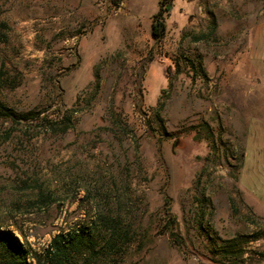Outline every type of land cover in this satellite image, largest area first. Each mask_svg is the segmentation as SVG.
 I'll return each mask as SVG.
<instances>
[{"label":"rangeland","instance_id":"1","mask_svg":"<svg viewBox=\"0 0 264 264\" xmlns=\"http://www.w3.org/2000/svg\"><path fill=\"white\" fill-rule=\"evenodd\" d=\"M160 2L0 0V101L58 121L0 117V229L40 252L105 207L149 231L123 264H234L222 240L239 234L238 260L264 264V100L245 55L264 0H173L157 39ZM167 210L182 246L159 233Z\"/></svg>","mask_w":264,"mask_h":264},{"label":"trees","instance_id":"2","mask_svg":"<svg viewBox=\"0 0 264 264\" xmlns=\"http://www.w3.org/2000/svg\"><path fill=\"white\" fill-rule=\"evenodd\" d=\"M173 0H161L160 9L153 16V35L157 39L164 37L166 32L165 12L171 7ZM41 111L30 110L18 113L0 101V117L12 120L42 119L54 126L57 120L41 118ZM158 117L160 115L158 114ZM67 131L71 127V117L63 120ZM165 128L164 125H162ZM165 130V129H164ZM166 131V130H165ZM87 219L78 221L53 236L49 244L42 250L28 248L15 231L0 229V264H123L125 257L134 245L137 249L145 246L149 231L140 230L127 215L116 209L101 208L97 211L84 209ZM170 218L162 225L159 233H169L174 243L182 246L180 234L177 232L176 219L167 210ZM199 228H204L202 219ZM257 234L256 236H258ZM247 235L239 234L230 239L222 240L224 255H234V264H243L237 256H243ZM264 258V252H255Z\"/></svg>","mask_w":264,"mask_h":264},{"label":"crops","instance_id":"3","mask_svg":"<svg viewBox=\"0 0 264 264\" xmlns=\"http://www.w3.org/2000/svg\"><path fill=\"white\" fill-rule=\"evenodd\" d=\"M249 48L246 51L248 65L254 68L256 83L261 90H256L254 96L264 100V19L254 25L249 33ZM264 119V112L261 113Z\"/></svg>","mask_w":264,"mask_h":264}]
</instances>
